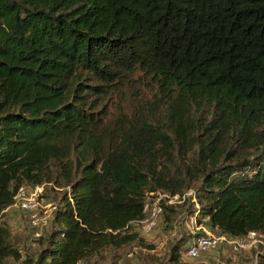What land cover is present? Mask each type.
Wrapping results in <instances>:
<instances>
[{
	"label": "trees",
	"instance_id": "16d2710c",
	"mask_svg": "<svg viewBox=\"0 0 264 264\" xmlns=\"http://www.w3.org/2000/svg\"><path fill=\"white\" fill-rule=\"evenodd\" d=\"M198 179L197 222L264 232V0H0V264L22 185L68 187L27 264H77Z\"/></svg>",
	"mask_w": 264,
	"mask_h": 264
},
{
	"label": "rangeland",
	"instance_id": "374dc122",
	"mask_svg": "<svg viewBox=\"0 0 264 264\" xmlns=\"http://www.w3.org/2000/svg\"><path fill=\"white\" fill-rule=\"evenodd\" d=\"M139 90L138 96H148L147 89L140 83L135 84ZM122 95L119 91L107 95L100 100V107L107 117L113 118L121 113L122 109L130 110L131 89L124 84ZM124 94V95H123ZM194 156L191 150L186 159L190 164ZM200 179L191 181L189 189L195 195L200 192L197 188ZM43 194L38 200L36 217L40 220V235L34 237L31 227V217L27 211L17 206L5 209L1 221L9 227L8 241L20 254L19 259L9 257L5 264H27L35 260L38 253L48 244V236L56 230L53 222L55 211L65 204L62 199L68 187H57L52 183L43 184ZM191 195L183 202L175 204L172 210H165L155 227L149 232L143 231L138 222L129 227L131 232L137 233V238L123 245H104L80 260L77 264H173V257L178 253L177 264H264V232L260 233L255 245L235 251L227 243L200 252L197 257H190L186 249L194 237L204 233L202 227L211 233L219 234L216 229L211 230L202 219L199 223L194 216L198 212ZM141 229V230H140Z\"/></svg>",
	"mask_w": 264,
	"mask_h": 264
},
{
	"label": "built area",
	"instance_id": "2783aa9c",
	"mask_svg": "<svg viewBox=\"0 0 264 264\" xmlns=\"http://www.w3.org/2000/svg\"><path fill=\"white\" fill-rule=\"evenodd\" d=\"M43 184H36L33 186H20L14 196V201L11 206H17L23 211H27L30 214L32 233L34 237H38L40 233L38 232L41 226L40 220L36 217V210L38 207V200L43 194ZM191 195L192 201L196 207L198 204L196 198L191 189H187L183 194H170L162 190L150 191L147 195L146 201L144 203L145 215L138 222L139 227L145 231L149 232L157 224L164 205H175L184 201L186 197ZM197 212L194 213L196 216ZM140 229V230H141ZM204 233L202 235L196 236L190 242L186 249V254L190 257L199 256L200 252L206 251L208 249L214 248L222 243H227L235 251L244 249L255 245L258 240L260 233L256 231H249L242 236H228L223 233H211L202 227Z\"/></svg>",
	"mask_w": 264,
	"mask_h": 264
}]
</instances>
